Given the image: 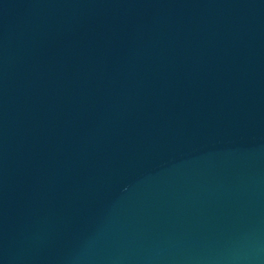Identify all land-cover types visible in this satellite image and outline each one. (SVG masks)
<instances>
[{
    "label": "water",
    "instance_id": "obj_1",
    "mask_svg": "<svg viewBox=\"0 0 264 264\" xmlns=\"http://www.w3.org/2000/svg\"><path fill=\"white\" fill-rule=\"evenodd\" d=\"M0 264H264V0H0Z\"/></svg>",
    "mask_w": 264,
    "mask_h": 264
}]
</instances>
